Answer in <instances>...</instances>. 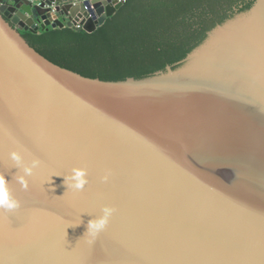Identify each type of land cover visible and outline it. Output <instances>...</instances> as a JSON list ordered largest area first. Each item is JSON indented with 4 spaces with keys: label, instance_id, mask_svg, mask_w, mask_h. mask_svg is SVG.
Instances as JSON below:
<instances>
[{
    "label": "water",
    "instance_id": "1",
    "mask_svg": "<svg viewBox=\"0 0 264 264\" xmlns=\"http://www.w3.org/2000/svg\"><path fill=\"white\" fill-rule=\"evenodd\" d=\"M32 1L0 0V173L20 202L0 209V264H264V0L125 81L57 66L22 33L91 34L127 0ZM14 150L41 161L27 189ZM74 167L80 192L63 183Z\"/></svg>",
    "mask_w": 264,
    "mask_h": 264
},
{
    "label": "trees",
    "instance_id": "2",
    "mask_svg": "<svg viewBox=\"0 0 264 264\" xmlns=\"http://www.w3.org/2000/svg\"><path fill=\"white\" fill-rule=\"evenodd\" d=\"M228 1L127 0L94 33L65 27L22 36L50 62L84 77L142 79L185 59L208 31L231 18L234 13L218 11Z\"/></svg>",
    "mask_w": 264,
    "mask_h": 264
},
{
    "label": "clouds",
    "instance_id": "3",
    "mask_svg": "<svg viewBox=\"0 0 264 264\" xmlns=\"http://www.w3.org/2000/svg\"><path fill=\"white\" fill-rule=\"evenodd\" d=\"M10 159L14 162V165L17 169L22 170L23 175L18 176L17 179L21 186L27 189L28 181L26 177L31 176L34 170L41 166L40 159H26L25 155L21 151L17 150H14L10 153ZM62 177L66 188L76 192L82 191L88 184V170L84 167H74L72 168L70 174ZM108 180V174L102 177V181L107 182ZM19 207L20 202L11 195V192L8 188V179L4 174L0 173V209L11 212ZM114 211V208L104 205L100 210L101 214L88 221L85 233H87L92 238L89 240V243H92L95 237L106 229ZM81 223L72 225L70 227H76Z\"/></svg>",
    "mask_w": 264,
    "mask_h": 264
},
{
    "label": "flooded vegetation",
    "instance_id": "4",
    "mask_svg": "<svg viewBox=\"0 0 264 264\" xmlns=\"http://www.w3.org/2000/svg\"><path fill=\"white\" fill-rule=\"evenodd\" d=\"M245 3L246 0H230L227 5L224 4L223 6L218 7V11L226 12V14H236L244 7Z\"/></svg>",
    "mask_w": 264,
    "mask_h": 264
},
{
    "label": "crops",
    "instance_id": "5",
    "mask_svg": "<svg viewBox=\"0 0 264 264\" xmlns=\"http://www.w3.org/2000/svg\"><path fill=\"white\" fill-rule=\"evenodd\" d=\"M39 2V1H38ZM36 18H40V16H35ZM49 19H51L52 21L56 20V19H61V20H65L66 22L68 21V18L66 17H60L58 14L56 13H50L49 14Z\"/></svg>",
    "mask_w": 264,
    "mask_h": 264
},
{
    "label": "built area",
    "instance_id": "6",
    "mask_svg": "<svg viewBox=\"0 0 264 264\" xmlns=\"http://www.w3.org/2000/svg\"><path fill=\"white\" fill-rule=\"evenodd\" d=\"M25 1H27V2H29V3H32L33 5L38 6V7L41 6V3H40V2H34V1H32V0H25ZM52 12L55 13L54 10H53ZM78 28H79L80 30L82 29V27L79 26V25H78Z\"/></svg>",
    "mask_w": 264,
    "mask_h": 264
}]
</instances>
